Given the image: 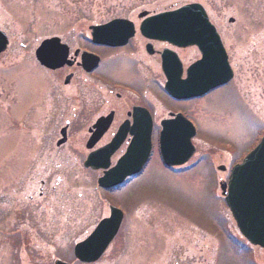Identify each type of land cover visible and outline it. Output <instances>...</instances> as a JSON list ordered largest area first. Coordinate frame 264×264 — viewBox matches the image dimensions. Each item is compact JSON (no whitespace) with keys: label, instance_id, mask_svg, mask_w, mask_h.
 Masks as SVG:
<instances>
[{"label":"rangeland","instance_id":"1","mask_svg":"<svg viewBox=\"0 0 264 264\" xmlns=\"http://www.w3.org/2000/svg\"><path fill=\"white\" fill-rule=\"evenodd\" d=\"M157 1L161 0H0V29L10 36L8 49L0 54V184L14 178L16 209L26 205L28 192L19 189L28 177L24 166L29 154L24 146L25 122L13 119L10 109L27 99L31 93L27 89L31 86V90H36L43 78L35 57L42 39L54 35L73 37L87 32L90 24L112 16L131 15ZM197 1L231 35H225V39L236 74L229 85L191 103L190 113L201 126L193 159L202 163L173 175L161 171L156 162L157 167L151 172L154 180L128 185L119 198L129 213L132 211V221L94 264H140L142 255L158 256L144 264H264V248L251 245L240 233L215 176L225 180L226 174L215 167L240 162L264 134V0ZM160 97L164 103L174 104L163 91ZM164 110L160 107V111ZM58 170L67 187L63 188L65 195L59 203L62 237L54 245L64 252H55L48 241L44 243L34 236L36 221L44 223L45 206H39V212H32L36 217L30 216L20 225L27 229L25 234L31 243L28 250L41 247L38 251L45 257L40 260L46 264L61 252L62 258L67 259L65 250L69 251L76 236L80 237L91 224L93 216L88 219L87 215L95 213L88 214L86 208L90 207V199L96 198L92 187L93 175L97 173L88 172L78 163ZM85 191L87 195H82ZM73 192L76 200L70 198ZM117 195H111L109 200ZM76 204L80 227L74 235L70 224ZM27 208L36 210L34 206ZM8 257L0 244V264H23L16 258L8 262Z\"/></svg>","mask_w":264,"mask_h":264},{"label":"flooded vegetation","instance_id":"2","mask_svg":"<svg viewBox=\"0 0 264 264\" xmlns=\"http://www.w3.org/2000/svg\"><path fill=\"white\" fill-rule=\"evenodd\" d=\"M194 3L202 4L197 0L150 2L131 15L112 16L104 21L90 24L87 32L76 36L67 38L54 35L59 41L54 43L52 49L60 55L58 62L60 64L49 67L38 62L43 78H40L41 81L36 85L37 89L31 90L30 86L27 89L28 93L31 92L29 97L19 101L10 109L13 119L17 117V120L25 122L23 138L29 157L24 166L28 174V177L25 176L26 181L24 180L26 185L19 189L28 192L25 206L15 208L16 188L12 176L0 184V244L2 250L10 255L6 258L8 262L16 258L23 264H46L40 260L45 257V253L38 251L41 247L35 246L34 250H28L31 243L27 239L28 235L25 234L27 229L21 227L30 216L36 217L33 213L39 212L38 207L42 205L45 206L44 223L40 224L36 221L34 236L41 238L44 243L48 241V246L54 247L55 252L63 251L61 247L54 245L57 238L60 240L62 237L63 224L60 220L62 210L59 203L65 195L62 190L67 187L65 177L58 169L78 163L88 172L97 173L93 175L92 187L97 199H90V207L86 208V212L95 213L87 215L88 219L93 216L92 222L87 225L80 237H77L80 225L77 218L79 208L76 204V208H73L74 221L72 220L70 225L71 231L77 236L70 252L68 249L65 250L68 252L67 259L62 258L61 252L59 255H53L48 262L94 264L95 262L79 260L75 255V246L83 241L103 219L109 218L111 208L115 206L120 209L121 223L117 235L107 250L112 246L126 225L132 221V211L129 213L127 205L122 204L119 198L128 185L146 179L154 180L156 177L151 172L157 167L156 162L162 168L161 171L173 175L200 166L202 162L193 158L197 153L195 139L200 136L201 126L190 113L191 103L203 100L214 91L229 85L236 75L235 69L231 67L233 78L229 82L202 96L173 98L166 90L168 77L164 65L170 64L171 74L175 75L179 71L180 79L184 82L189 81L190 66L202 57V52L197 45L173 44L167 40L150 37L142 31L143 23L149 18ZM202 5L215 26L230 61L225 39V35L228 36L229 32L224 30L222 24L211 15L204 4ZM230 21L231 18H228V22ZM112 22L120 23L99 34L100 39L103 40L95 37L91 29L92 25ZM51 37H45L42 41ZM162 91L171 103L178 106L164 103L160 97ZM160 107L165 110L160 111ZM183 118L191 121L195 127V134L192 137L194 152L187 161L168 165L161 155L163 123L169 120L167 122L169 140L172 142L171 145L181 150L184 148L185 135L189 131V126L188 128L185 126ZM112 150L110 156L104 152L99 157H93L94 164L108 163V168H111L128 150L148 151L149 154L138 173L127 176L120 184L106 188L99 185V179L104 171L89 168L86 162L93 154ZM31 152H34L32 159ZM231 163L228 166L222 164L215 167L217 171L226 174L225 180L229 179L231 168L238 162ZM201 167L205 169V165ZM147 172L150 174L146 175ZM215 176L219 181H223L217 174ZM73 193L70 194V198L76 200L78 198L76 192ZM87 193L85 191L82 195ZM114 194H118L117 197L109 200ZM95 200L98 201L95 203ZM28 206H34L36 210L31 211ZM139 258L140 264H144L158 256L142 255Z\"/></svg>","mask_w":264,"mask_h":264},{"label":"water","instance_id":"3","mask_svg":"<svg viewBox=\"0 0 264 264\" xmlns=\"http://www.w3.org/2000/svg\"><path fill=\"white\" fill-rule=\"evenodd\" d=\"M119 23L112 22L91 28L95 37L100 39L99 34L105 33ZM142 31L150 37L167 40L173 44L197 45L202 52V58L190 66L189 81L184 82L180 79L179 71L175 75L171 74L170 64L164 65L168 77L166 90L172 97L176 99L198 97L232 78V69L220 36L200 4L184 6L153 16L143 23ZM57 39L45 40L38 47L36 57L40 63L49 67L59 64L60 55L52 49ZM8 44V34L0 30V53L6 50ZM183 120L185 126L187 128L189 126V131H186L184 148L181 150L171 145L167 126L169 120L163 123L161 155L168 165L181 164L194 152L191 141L195 134L194 125L185 118ZM104 152L110 156L113 150L93 154L86 162V166L105 170L104 176L99 180L103 187L120 184L125 177L139 172L149 154L148 151L128 150L117 165L108 169V163L95 165L93 162V157H99ZM220 186L241 233L253 245L264 248V136L244 160L232 168L229 181L222 182ZM111 211L110 218L102 220L84 241L76 245L75 254L81 261L98 260L117 234L121 223L120 210L112 207ZM58 263L67 264L61 261Z\"/></svg>","mask_w":264,"mask_h":264}]
</instances>
